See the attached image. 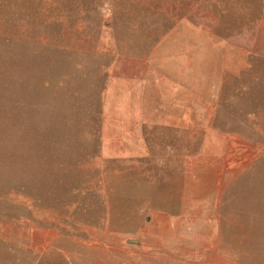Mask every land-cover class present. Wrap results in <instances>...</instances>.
<instances>
[{
    "label": "rangeland",
    "instance_id": "1",
    "mask_svg": "<svg viewBox=\"0 0 264 264\" xmlns=\"http://www.w3.org/2000/svg\"><path fill=\"white\" fill-rule=\"evenodd\" d=\"M0 264H264V0H0Z\"/></svg>",
    "mask_w": 264,
    "mask_h": 264
},
{
    "label": "bare ground",
    "instance_id": "2",
    "mask_svg": "<svg viewBox=\"0 0 264 264\" xmlns=\"http://www.w3.org/2000/svg\"><path fill=\"white\" fill-rule=\"evenodd\" d=\"M5 56V55H4ZM9 56V55H8ZM34 57V56H33ZM10 58H8V60H9ZM32 60V59H31ZM36 62H37V60H35ZM29 63V62H28ZM8 66V65H7ZM25 79V78H24ZM22 84V83H21ZM12 95V94H11ZM44 95V94H43ZM42 95V96H43ZM46 97V96H45ZM33 107V106H32ZM32 110H33V108H32Z\"/></svg>",
    "mask_w": 264,
    "mask_h": 264
}]
</instances>
